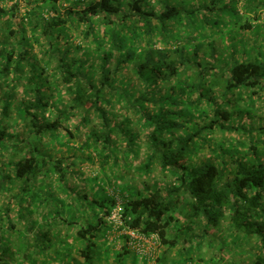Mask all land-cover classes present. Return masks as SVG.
<instances>
[{
	"label": "trees",
	"instance_id": "obj_1",
	"mask_svg": "<svg viewBox=\"0 0 264 264\" xmlns=\"http://www.w3.org/2000/svg\"><path fill=\"white\" fill-rule=\"evenodd\" d=\"M8 1L0 0V197L8 200L0 264H122L127 235L105 261L98 245L118 201V229L158 238L154 264L241 243L251 264H264V126L235 122L254 116L256 99L264 110V0ZM21 2L28 9L16 26ZM79 37L88 45L75 44ZM241 131L245 142L212 141L219 162L193 159L213 134ZM79 161L98 164L105 180L82 176ZM115 184L122 198L106 192ZM59 206L81 214L51 236L46 210Z\"/></svg>",
	"mask_w": 264,
	"mask_h": 264
},
{
	"label": "rangeland",
	"instance_id": "obj_2",
	"mask_svg": "<svg viewBox=\"0 0 264 264\" xmlns=\"http://www.w3.org/2000/svg\"><path fill=\"white\" fill-rule=\"evenodd\" d=\"M13 2H14V0L8 1V2H6V5L10 6V5H12ZM57 5L60 8V10L62 11L63 10L62 7L67 6L68 3L60 1V2L57 3ZM27 9H28V6L25 5L23 2H21L20 5L15 10L16 11V17H15L16 26H20V24L17 23V22L20 21L21 17H23V15L27 11ZM75 31H76V34L79 33V31H77V30H75ZM263 34H264V30H263ZM78 42H81L82 45H88V43L82 41L81 37L75 38L74 43L77 44ZM251 43L252 42H250V41L248 42V47L247 48L249 50H250ZM35 48H36V46H35ZM80 52H81V50L73 51V53H76V54H80ZM86 66H88V65L86 64ZM128 69H130V68H128ZM217 76L222 77L221 76V72L218 73ZM228 97L233 102H235L234 101V97H232V96H228ZM236 102L239 103L240 105L244 103L241 100L240 101L237 100ZM253 111H254V116H252V117L245 116V117L242 118V120H236L235 121L236 125L238 126V125H240V123L244 122L246 125L250 124V125H253V126H256V125L264 126V110H263L261 101L256 99V107H254ZM235 119H237L236 116H235ZM214 135H216V136L214 137ZM228 135H234L235 138L241 139V141H244V142L247 141V138H248V136L246 135L245 131H241L240 133H238V132H236V133L217 132V133L213 134V137L211 138V145H209V146L206 145L208 143L203 145V148L199 150L198 154L193 156V159H195L197 156L200 155V156H203V157H200V158H205V156H206V158L210 157V158H212L213 161L219 162L218 159L216 158L217 157V152L216 151H211V148L213 146H215L214 144H212V141L213 140L214 141L215 140L222 141V138L224 136H228ZM199 148H201V145H199ZM56 150L57 151H60V150L62 151V149H58V148ZM63 151H64V149H63ZM142 159H143L142 157L140 159H134L133 158L132 159V168H134L139 163V161H141ZM74 169L80 171L82 176L88 178L89 181H93L94 182L95 179H97L98 183H102L105 180L104 177H102L100 175V173H99V165L98 164L89 165L88 163H82L81 161H79L74 166ZM124 175H125V173H124ZM155 177L157 178L158 181H161L162 175L160 173H155ZM99 178H100V180H98ZM69 181H70V183L75 182L78 185L80 184L79 186H81V183L83 182L82 180H78V182H77V180H73V179H71ZM139 181H141V180H139ZM127 183H129L128 180H127ZM122 184L124 185V182ZM22 185H23V179H20L19 180V186H22ZM27 185L29 187V190L26 193H31L32 192L31 191L32 186L28 182H27ZM114 186L115 187H107V186H104V187H106V192L109 195L118 196L119 198H122V196H123L122 192L126 191V189L124 187L122 188L120 186L118 188L117 184H115ZM82 192L83 191H81V193ZM27 197H28V195H24L21 192V196H20L21 199L27 198ZM1 203H4L6 205L8 203V200L5 199V198L0 197V206H2ZM23 205L25 206V204H23ZM78 212L81 214V211H78L77 208L72 207V206H70V207L66 206L64 209L61 206H59L58 208L54 207V208H50V211L47 209L46 213H47L48 216H46V218L50 219V222L47 223L46 220H45V226L48 229L50 228L49 229L50 232H51L50 235L51 236L52 235L56 236L57 234L54 233V232L57 231L58 228H59L60 232L65 233L66 232L65 228H63L62 226H59L60 225L59 223L65 224L67 227H70L71 224H68L67 221L75 220V218H78L79 217L78 216ZM15 217H16V215L13 218H15ZM4 236L7 237L8 233L7 232L4 233ZM124 236H125V233L122 230L116 228L115 226L109 227L104 232L102 237H100L98 239V245H99L100 251H101L100 259L102 261H105L106 256L108 255V253L110 254V251L111 252L114 251L116 249L115 247H119L122 244H124V242H125V237ZM9 240H12V237H10ZM147 245H150V243H145L144 244V246H147ZM230 249H232V250L224 252V253H221V252H218V251L216 252L215 249L206 250L205 246L202 245L201 248H200V252L197 253V255L193 254V260L194 261H192V262L189 261L187 259V256H186L185 260L188 261V262H186V264H211L210 263L211 262L210 258L214 259L216 255L220 256V254L222 256L221 259L223 258V260L219 261L217 264H251L252 253L250 252V249L248 248L247 245H244L243 243H241L238 247L230 248ZM157 250H158V246L155 245L154 250H153V252L155 251V253H154L153 256L150 253L149 257L148 256L142 257L143 259L146 260V264H154V258L156 256ZM186 254L187 253H185V255ZM76 255L77 254H75L74 257ZM172 256L175 258L174 254ZM200 257L203 260L202 261L200 260V261L197 262L198 258H200ZM17 258L19 259V257H17ZM142 258H139V256L134 252V250H132L130 247H128V251L126 252V254H125V256H124V258L122 260V264H138L139 260H141ZM181 258L183 259L184 257H181ZM49 259H51V257H49ZM15 261H16V259H15ZM144 263H145V261H144ZM40 264H59V261H56V260L53 259V260H50L48 262L44 261L43 263H40Z\"/></svg>",
	"mask_w": 264,
	"mask_h": 264
},
{
	"label": "built area",
	"instance_id": "obj_3",
	"mask_svg": "<svg viewBox=\"0 0 264 264\" xmlns=\"http://www.w3.org/2000/svg\"><path fill=\"white\" fill-rule=\"evenodd\" d=\"M119 201L116 208L112 211L110 215V219L114 221V226L118 228L119 222ZM125 235L128 236V246L134 250V252L139 256V258H142L144 256H148L151 253L152 256L154 255L155 251L154 247L155 245H159L158 238L155 235H144L139 233L136 230L127 229L123 231ZM145 243H150V245L144 246Z\"/></svg>",
	"mask_w": 264,
	"mask_h": 264
},
{
	"label": "crops",
	"instance_id": "obj_4",
	"mask_svg": "<svg viewBox=\"0 0 264 264\" xmlns=\"http://www.w3.org/2000/svg\"><path fill=\"white\" fill-rule=\"evenodd\" d=\"M144 261H145V263H144ZM138 264H146V260L142 258L141 260H139Z\"/></svg>",
	"mask_w": 264,
	"mask_h": 264
}]
</instances>
